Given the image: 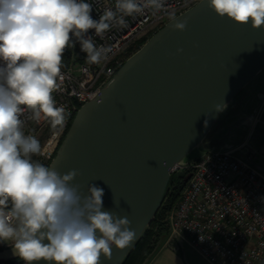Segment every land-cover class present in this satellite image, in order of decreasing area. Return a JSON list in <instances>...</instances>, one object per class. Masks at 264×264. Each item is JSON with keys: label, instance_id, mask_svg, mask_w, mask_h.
Returning <instances> with one entry per match:
<instances>
[{"label": "water", "instance_id": "obj_1", "mask_svg": "<svg viewBox=\"0 0 264 264\" xmlns=\"http://www.w3.org/2000/svg\"><path fill=\"white\" fill-rule=\"evenodd\" d=\"M130 53L95 98L75 112L49 167L78 170L74 184L86 193L103 188V210L126 217L136 238L113 247L101 264H121L161 206L170 168L197 145L227 146L232 128L250 123L241 115L224 132L204 140L221 108L264 68V28L220 18L207 0L176 15ZM183 52L177 54V49ZM11 245L0 248V264H15ZM44 264V262H40Z\"/></svg>", "mask_w": 264, "mask_h": 264}, {"label": "clouds", "instance_id": "obj_2", "mask_svg": "<svg viewBox=\"0 0 264 264\" xmlns=\"http://www.w3.org/2000/svg\"><path fill=\"white\" fill-rule=\"evenodd\" d=\"M207 3L220 18L264 28V0ZM145 9L164 12L173 30L186 29L187 21L177 22L164 0H115L98 19L85 0H0V243L10 242L23 264H101L113 247L126 249L136 238L126 217L103 210V188L90 184L84 193L73 183L78 170L61 174L34 159L42 145L25 133L21 117L30 112L32 120L63 129L66 111L53 93L64 79L66 48L79 43L89 64H101L112 48L96 45L90 30L102 36L126 27L125 17Z\"/></svg>", "mask_w": 264, "mask_h": 264}, {"label": "built area", "instance_id": "obj_3", "mask_svg": "<svg viewBox=\"0 0 264 264\" xmlns=\"http://www.w3.org/2000/svg\"><path fill=\"white\" fill-rule=\"evenodd\" d=\"M198 1L164 3L167 12L176 16ZM85 2L92 5L94 19L106 8H115V0ZM125 19L126 27L114 26L102 36L90 30L88 35L96 45L112 48L108 60L101 64H89L79 43L66 48L61 69L64 79L53 93L56 106L66 111L63 129L53 130L43 118L39 122L32 120L30 112L21 117L26 134L37 138L46 134L42 154L36 156L44 165H49L75 112L96 97L130 54V46L146 40L170 20L164 12L153 14L149 9ZM257 158L264 159V139L258 147L244 141L236 146L203 150L190 164L191 175L169 212V235L164 243L173 246V238L182 236L209 264H264V172ZM181 167L182 162L174 164L170 173Z\"/></svg>", "mask_w": 264, "mask_h": 264}, {"label": "crops", "instance_id": "obj_4", "mask_svg": "<svg viewBox=\"0 0 264 264\" xmlns=\"http://www.w3.org/2000/svg\"><path fill=\"white\" fill-rule=\"evenodd\" d=\"M258 73H262V75L255 81L253 80L254 76L252 80L224 105H228L230 109L229 112L232 116L230 121L241 115L253 117L252 122L242 123L232 128L226 140L229 146H236L244 141L251 145L249 140L250 134L255 129L260 114L264 112V71L260 70ZM172 244L173 246L163 242L153 255L145 258L144 264H195L186 257L183 251V244L194 250L184 237L175 236Z\"/></svg>", "mask_w": 264, "mask_h": 264}, {"label": "rangeland", "instance_id": "obj_5", "mask_svg": "<svg viewBox=\"0 0 264 264\" xmlns=\"http://www.w3.org/2000/svg\"><path fill=\"white\" fill-rule=\"evenodd\" d=\"M140 40L134 42L130 46V48H129V51H131L130 53H132L135 49H137L145 41V38H143L141 41ZM262 71H264V69H262ZM261 75H262V73L256 74L255 77L253 78V80L254 81L257 80L259 78V76H261ZM222 109L223 110L218 113V115H217L212 127L207 132L204 140L214 136L217 130L222 129V131L219 134V135H221L224 132V130L226 129L227 124L229 123V121H230L232 116L230 115L231 113L229 112L230 109H229L228 105L224 106ZM252 121H253V117L250 118V122H252ZM45 135H42V136L38 137V139L40 140L41 144L45 140ZM263 139H264V112L260 114L259 120L257 121L256 126H255V129L250 134V137H249L250 144H251L250 146L258 147L260 142ZM202 152H203V148L201 147V145H197L196 147H194L182 159V167L178 168L177 170H175L174 173L175 174H182L184 178H187L188 174H189V170L187 171L186 168H188L190 166V164L193 162V160L198 155H200ZM34 159L36 160V156L34 157ZM256 163L261 168H263V172H264V159L263 158H257L256 159ZM177 199H176L175 203L173 204V206L168 211L165 212V215H164V218H163V223H162L163 224L162 228L164 229V231H163L164 234H163L162 238L158 239V240H155L156 236L152 235V238L150 239V243H149L152 247L155 245V246H158L157 248H159L162 245V243L164 242V240L166 239V237L169 235L168 215H169V212L172 210V208L175 206V204L177 202ZM163 204H164V201L162 202L160 208L163 207ZM145 228H147V226ZM2 244L4 245L2 247H6V246L11 245L10 242L2 243ZM182 247H183V251L186 254V257L191 262H194L195 264H207V262L195 250L191 249L189 246H187L185 244H183Z\"/></svg>", "mask_w": 264, "mask_h": 264}, {"label": "trees", "instance_id": "obj_6", "mask_svg": "<svg viewBox=\"0 0 264 264\" xmlns=\"http://www.w3.org/2000/svg\"><path fill=\"white\" fill-rule=\"evenodd\" d=\"M142 40V39H141ZM140 40V41H141ZM264 69V68H263ZM186 170H189L187 178H184L182 174H175L174 172L170 173L167 193L164 197V204L162 208H158L155 212L153 218L147 224V228H144L140 236L137 238L127 255L124 257L121 264H144V260L147 257L153 255V253L158 249V246H151L150 239L152 235H155V240L161 239L164 234V229L162 228L163 218L165 212L168 211L176 199L178 198L182 188L189 179L191 175V168L188 167ZM185 170V171H186ZM21 261V260H20Z\"/></svg>", "mask_w": 264, "mask_h": 264}]
</instances>
